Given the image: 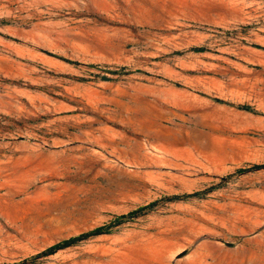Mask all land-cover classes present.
Segmentation results:
<instances>
[{
	"label": "rangeland",
	"instance_id": "1",
	"mask_svg": "<svg viewBox=\"0 0 264 264\" xmlns=\"http://www.w3.org/2000/svg\"><path fill=\"white\" fill-rule=\"evenodd\" d=\"M251 164L264 0H0V264H264Z\"/></svg>",
	"mask_w": 264,
	"mask_h": 264
},
{
	"label": "trees",
	"instance_id": "2",
	"mask_svg": "<svg viewBox=\"0 0 264 264\" xmlns=\"http://www.w3.org/2000/svg\"><path fill=\"white\" fill-rule=\"evenodd\" d=\"M260 168H264V164H251L249 165L248 167H245L244 169H239V171L243 172L247 169H252V170H256V169H260ZM173 197H176V196H173ZM172 197V198H173ZM129 214V213H128ZM125 215H121L120 217H123ZM103 231V227H96L88 232H85V233H81L77 236H74V237H68V238H65V240L61 241V242H58L52 246H49L45 249V251H43L42 253L46 254V253H51L59 248H62V247H65V245H68L72 242H75L77 239L79 238H82V237H85V236H88V235H93V234H99ZM6 264V263H4Z\"/></svg>",
	"mask_w": 264,
	"mask_h": 264
}]
</instances>
